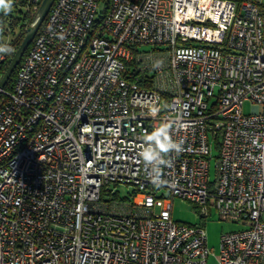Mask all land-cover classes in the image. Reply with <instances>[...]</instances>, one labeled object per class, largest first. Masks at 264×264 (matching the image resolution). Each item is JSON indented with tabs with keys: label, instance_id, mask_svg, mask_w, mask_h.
I'll return each mask as SVG.
<instances>
[{
	"label": "built area",
	"instance_id": "obj_1",
	"mask_svg": "<svg viewBox=\"0 0 264 264\" xmlns=\"http://www.w3.org/2000/svg\"><path fill=\"white\" fill-rule=\"evenodd\" d=\"M101 1L56 0L0 96V264H208L177 197L240 226L219 264H264V0Z\"/></svg>",
	"mask_w": 264,
	"mask_h": 264
},
{
	"label": "rangeland",
	"instance_id": "obj_2",
	"mask_svg": "<svg viewBox=\"0 0 264 264\" xmlns=\"http://www.w3.org/2000/svg\"><path fill=\"white\" fill-rule=\"evenodd\" d=\"M107 0H103L100 2V8L104 9L106 6ZM2 10H0V13ZM144 50H151L154 47L152 45H143L141 46ZM245 110L247 113L252 110V103L247 101L245 103ZM212 153L213 155H217L218 150L215 147V143H212ZM212 176L214 177V166L215 160H212ZM118 195L122 199H130L133 197L134 186H119L117 187ZM160 193L168 194V190L165 188H160ZM174 209L173 215L176 220L185 223L199 224L203 223L206 228L207 235L209 238L210 248H212V252L210 254L209 263L208 264H219V260L217 259V255L220 253L221 249V235L226 231L237 230L240 228L239 225L234 224L232 222L223 220L220 218L219 214L216 210H213L212 214L206 219H202L199 210L195 207V205L186 199L177 197L174 200Z\"/></svg>",
	"mask_w": 264,
	"mask_h": 264
},
{
	"label": "trees",
	"instance_id": "obj_3",
	"mask_svg": "<svg viewBox=\"0 0 264 264\" xmlns=\"http://www.w3.org/2000/svg\"><path fill=\"white\" fill-rule=\"evenodd\" d=\"M107 1L109 4L110 0ZM36 12L37 9H34L33 3L27 0H13L11 11L7 14L4 11L0 13V45H6L10 49L7 53H0V80L7 70L16 50L22 43L26 29L31 24ZM2 55L6 57L2 58ZM17 69L6 86L7 90L13 87Z\"/></svg>",
	"mask_w": 264,
	"mask_h": 264
},
{
	"label": "clouds",
	"instance_id": "obj_4",
	"mask_svg": "<svg viewBox=\"0 0 264 264\" xmlns=\"http://www.w3.org/2000/svg\"><path fill=\"white\" fill-rule=\"evenodd\" d=\"M13 0H0V10L6 14L12 9ZM10 49L6 45H0V53H7ZM146 140L149 142L148 146L144 148L141 155L145 162L152 164L154 162L164 163L161 159L160 154L169 152L175 149L180 150V146L171 140L168 135V125H164L155 129L151 134L146 136ZM154 177L158 176V172L153 170Z\"/></svg>",
	"mask_w": 264,
	"mask_h": 264
},
{
	"label": "water",
	"instance_id": "obj_5",
	"mask_svg": "<svg viewBox=\"0 0 264 264\" xmlns=\"http://www.w3.org/2000/svg\"><path fill=\"white\" fill-rule=\"evenodd\" d=\"M56 0H42L39 9L37 10L31 24L26 29V34L23 38L22 43L19 48L16 50L14 56L12 57L7 70L0 80V96L7 84L9 83L11 77L15 73L17 67L21 63L24 55L28 51L30 45L35 39L38 31L40 30L42 24L49 15L54 3Z\"/></svg>",
	"mask_w": 264,
	"mask_h": 264
}]
</instances>
